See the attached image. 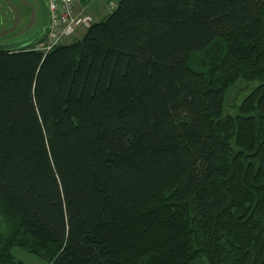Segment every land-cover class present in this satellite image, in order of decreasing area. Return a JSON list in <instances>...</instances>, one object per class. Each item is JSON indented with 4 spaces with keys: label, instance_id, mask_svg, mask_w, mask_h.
Wrapping results in <instances>:
<instances>
[{
    "label": "trees",
    "instance_id": "1",
    "mask_svg": "<svg viewBox=\"0 0 264 264\" xmlns=\"http://www.w3.org/2000/svg\"><path fill=\"white\" fill-rule=\"evenodd\" d=\"M41 38L0 50V264H26L13 247L44 264H264V0H118L78 39ZM238 78L258 84L223 116ZM140 157L147 190L104 186Z\"/></svg>",
    "mask_w": 264,
    "mask_h": 264
},
{
    "label": "rangeland",
    "instance_id": "2",
    "mask_svg": "<svg viewBox=\"0 0 264 264\" xmlns=\"http://www.w3.org/2000/svg\"><path fill=\"white\" fill-rule=\"evenodd\" d=\"M76 1L78 2V0ZM79 1H81L82 3L86 2V0ZM95 1L102 2V5H98V7L90 6L89 8L90 13L91 11H93V18L95 20L102 19L112 11L113 7L109 5L110 2H112L114 5L118 2V0ZM103 4H106L107 6ZM39 22L40 8L36 0H0V43L9 42L28 35L35 30ZM84 30V28H78L73 36L66 38L63 42H69L72 39L80 38L84 33ZM257 84V80H246L243 78H238L233 84H231L225 92V102L222 115L225 116L235 114L237 111V106ZM141 158L144 157L134 158L133 162L131 163V165L134 163H140V166L136 168L132 166L130 169H127L131 165H128L124 168L114 167L116 166L114 164L113 168H111V165L108 166L110 167V169H113L112 171H114L111 172L105 165V175L102 179L104 186L106 188H109V186L111 185L110 182L113 179L115 181H128V186L131 188L129 194L132 195L136 194V191L138 189L141 190V192L147 190V183H149V178H151L152 173L148 172L150 171V168H147L148 161L145 158V161H142ZM141 162H145V165L141 164ZM162 162H168L167 158H164ZM163 163L161 164L164 165ZM142 167L147 171V174L146 171L145 173L143 171L144 174L141 172ZM165 167L162 166L163 171L168 169H166ZM125 185L127 184H123L122 187H124ZM11 231V222L7 220V218L4 217L2 212L0 211V241H2V239H5ZM12 254L15 259L21 260L26 264H44V262L39 257L30 254L19 247H13Z\"/></svg>",
    "mask_w": 264,
    "mask_h": 264
},
{
    "label": "built area",
    "instance_id": "3",
    "mask_svg": "<svg viewBox=\"0 0 264 264\" xmlns=\"http://www.w3.org/2000/svg\"><path fill=\"white\" fill-rule=\"evenodd\" d=\"M48 8V24L34 49L49 51L53 46L73 36L78 28L86 29L93 18L83 9H76V0H45ZM112 7L114 4L109 3Z\"/></svg>",
    "mask_w": 264,
    "mask_h": 264
},
{
    "label": "water",
    "instance_id": "4",
    "mask_svg": "<svg viewBox=\"0 0 264 264\" xmlns=\"http://www.w3.org/2000/svg\"><path fill=\"white\" fill-rule=\"evenodd\" d=\"M40 8V22L37 28L28 35L9 42L0 43V50L15 51L35 42L44 33L48 24V8L45 0H36Z\"/></svg>",
    "mask_w": 264,
    "mask_h": 264
},
{
    "label": "crops",
    "instance_id": "5",
    "mask_svg": "<svg viewBox=\"0 0 264 264\" xmlns=\"http://www.w3.org/2000/svg\"><path fill=\"white\" fill-rule=\"evenodd\" d=\"M102 1H104V0H102ZM98 5H102V2L101 1L96 2L95 0H86L85 3H82L81 1L78 0V2L76 3V9L77 10L83 9L86 13H88L93 18V11H91V13H90L89 8H90V6L98 7ZM103 5L107 6L106 4H103ZM94 20L95 19L93 18V21ZM95 21H97V20H95Z\"/></svg>",
    "mask_w": 264,
    "mask_h": 264
}]
</instances>
